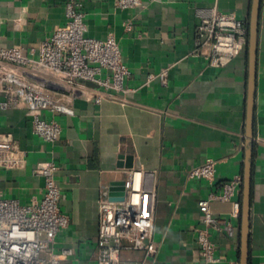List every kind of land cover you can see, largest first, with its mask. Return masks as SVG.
<instances>
[{
	"label": "crops",
	"instance_id": "obj_1",
	"mask_svg": "<svg viewBox=\"0 0 264 264\" xmlns=\"http://www.w3.org/2000/svg\"><path fill=\"white\" fill-rule=\"evenodd\" d=\"M70 1L82 5L87 37L111 36L117 42L129 73L126 92L118 101L97 104L95 86L38 81L73 111L72 116L39 113L61 127L53 143L33 134L22 101L0 111V135H11L25 153L20 167L0 170V197L20 205L39 201L43 180L34 170L53 162L58 208L69 224L55 237L52 251L72 250L61 264H97L100 203L108 200L114 183L126 182L133 172L145 174L144 186L155 194L154 264H205L197 243L201 231L214 245L215 264H239L246 47L228 65L215 68L195 53V40L201 15L212 10L233 17L248 33L252 0H141L129 11L116 9L114 0H0V49L20 48L36 59L42 41L64 26ZM162 70L167 71L164 85L157 78ZM207 160L214 163L213 181L188 179V171ZM237 179L229 200L216 199ZM206 200L210 226L203 224L198 206ZM143 259L141 252L125 251L120 264ZM248 264H264V0L257 33Z\"/></svg>",
	"mask_w": 264,
	"mask_h": 264
},
{
	"label": "built area",
	"instance_id": "obj_2",
	"mask_svg": "<svg viewBox=\"0 0 264 264\" xmlns=\"http://www.w3.org/2000/svg\"><path fill=\"white\" fill-rule=\"evenodd\" d=\"M141 0H114L118 10H133ZM82 5L70 1L65 6V24L42 41L36 59L26 57L20 48L0 49V111L17 106L22 101L31 114L32 132L47 143L55 142L61 132L56 122L43 120L39 113L50 111L72 116L73 111L54 99L37 83L54 80L68 87L78 82L91 83L100 95L94 99L118 101L126 92L124 82L129 73L121 60L113 37L97 40L86 36ZM247 30L233 17L211 11L201 15L196 31L195 53L209 65L220 68L228 65L246 47ZM202 52V53H201ZM167 71L157 78L166 83ZM150 76L149 79H152ZM25 153L15 146L11 135H0V170L18 168ZM57 166L53 162L37 165L34 174L43 180V196L29 205L0 197V264H61L72 256V250L52 251L55 237L69 224L58 208L59 186L55 180ZM215 168L211 160L188 171V179L212 182ZM144 175L133 172L125 182L123 202L105 200L99 205V224L96 241L97 264H120L122 252H141L144 259L123 264H154L157 251L153 245L155 194L144 186ZM239 180L225 184L216 199L229 200ZM202 222L212 225L209 201L198 203ZM235 215L239 205H234ZM200 257L205 264H215L214 245L205 231L197 237ZM151 260V262H150Z\"/></svg>",
	"mask_w": 264,
	"mask_h": 264
},
{
	"label": "water",
	"instance_id": "obj_3",
	"mask_svg": "<svg viewBox=\"0 0 264 264\" xmlns=\"http://www.w3.org/2000/svg\"><path fill=\"white\" fill-rule=\"evenodd\" d=\"M260 0H252L248 16V37L246 45L247 57V93L244 129V161L241 183L240 199V247L239 264H248L249 223H250V194H251V169L252 145L254 123V101L256 86L257 62V33L259 20ZM94 86L91 83H86ZM125 182L114 183L108 193L109 202H123L126 196Z\"/></svg>",
	"mask_w": 264,
	"mask_h": 264
},
{
	"label": "rangeland",
	"instance_id": "obj_4",
	"mask_svg": "<svg viewBox=\"0 0 264 264\" xmlns=\"http://www.w3.org/2000/svg\"><path fill=\"white\" fill-rule=\"evenodd\" d=\"M247 37H248V33H247ZM246 45H247V42H246Z\"/></svg>",
	"mask_w": 264,
	"mask_h": 264
}]
</instances>
